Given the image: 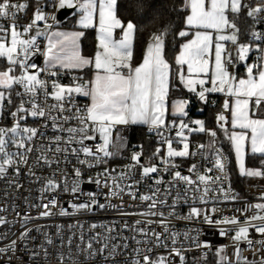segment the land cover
I'll list each match as a JSON object with an SVG mask.
<instances>
[{
  "label": "snow or ice",
  "instance_id": "1",
  "mask_svg": "<svg viewBox=\"0 0 264 264\" xmlns=\"http://www.w3.org/2000/svg\"><path fill=\"white\" fill-rule=\"evenodd\" d=\"M51 3L55 10L74 9L80 30H59L56 15L45 11L42 0H0V179L9 177L11 171L8 184L17 190L23 187L18 182L22 174L30 182L41 184L37 202L23 197L28 209L23 215L19 206L13 205L18 220L0 216V226L20 225L18 234L13 233L16 239L9 240L7 232L0 233V242L9 241L0 246V255L9 251L15 254L19 241L33 264L40 256L45 264H51L49 248L59 239V249L68 245V252H55L58 264L66 260L89 264L98 257L101 264H187L191 245L206 249L202 259L207 261L213 246L199 239L201 229L197 228L193 236L192 229L180 231L173 224L174 220H198L201 225L217 228L221 237L232 233L230 245L215 249L217 264H264V256L249 259L242 247L247 245L253 257L264 252V190L255 203L243 200L231 186L230 168V153H234L240 177L264 178V30L256 28L264 25V0H181L176 10L186 13L185 26L174 36L191 38L180 45L174 62H170L165 50L172 28L150 34L142 62L136 66L138 26L117 16L118 0ZM30 8L31 18L21 24ZM242 13L252 20L244 32L236 23ZM88 29L96 31L97 49L92 57L82 54L80 43ZM41 37L46 41L43 47ZM37 57L43 58L42 64L35 62ZM241 67L243 75H239ZM89 72L91 78L86 79ZM66 76L68 83L63 82ZM174 80L203 104L209 102V94L225 97L215 118L218 127L209 128L205 120L189 118V100H170ZM78 97L89 102L82 107ZM8 119L10 125L4 123ZM126 125H146L156 136L157 147L145 157L143 145L135 146L138 150L130 153L127 164L109 167L110 161L122 158L127 146L126 136L118 127ZM220 132L227 149L218 138ZM197 135L207 140L196 143L193 150L192 137ZM248 155L259 157L258 168L246 165ZM197 157L200 162L189 164L184 174L182 163L177 161ZM69 167L73 176L70 185ZM94 168L102 170L89 175ZM44 169L49 170L47 176L37 174ZM165 175L171 178L166 180ZM85 183L107 188L102 193L105 202H100L101 193L86 192L82 187ZM141 186L146 191L141 192ZM65 195L70 199L63 201ZM226 202H243V207L225 215L218 205ZM62 203L68 207H61ZM185 205L189 210L182 214L180 209ZM53 208L58 211L54 213ZM138 208L142 210H128ZM32 209L37 210L35 216ZM97 211L140 219L131 225L125 220L116 236L111 235L116 231L115 222L91 224L90 231L106 228L102 239L96 234L85 240L83 224L68 225L69 230L80 229L75 249L77 256L83 254L82 261L73 259L71 246L76 233L65 240L63 225L58 224L54 239L45 230L47 226H28L53 216ZM124 231L132 235H121ZM33 232L43 236L38 250L28 248L36 239ZM255 234L260 239H254ZM116 239L123 243H112ZM229 246L234 259L227 254ZM160 249L167 255L157 254Z\"/></svg>",
  "mask_w": 264,
  "mask_h": 264
},
{
  "label": "built area",
  "instance_id": "2",
  "mask_svg": "<svg viewBox=\"0 0 264 264\" xmlns=\"http://www.w3.org/2000/svg\"><path fill=\"white\" fill-rule=\"evenodd\" d=\"M45 11L49 15H52L53 13L56 15L57 22H58L56 27L61 24V22L58 19V11L59 10H55L52 7L51 0H50V4L48 7L45 5ZM31 16H32V9L30 8L28 10L27 17L24 19H21L19 22L21 24H26L28 22V19L31 18ZM49 22H51V21L49 20ZM40 26L41 27L43 26V22H41ZM256 28L259 30H264V25H256ZM39 40L41 41V46L43 47V44L46 43V41L44 40L43 37L39 38ZM42 59H43L42 57H37L35 59V62L38 64H42ZM1 66H3V61H0V67ZM68 81H69V77L66 76L63 78L64 83H68ZM208 100H209V102L207 104H203L202 102H199L197 100V98L194 96L192 98V100L190 101V105H189V109H188L189 110V118L202 119V117H204L206 115V111H207L205 108L206 107L205 105H209V106L216 105L220 101V97L217 93H213V94H209ZM78 102L83 107L85 104L88 103V99L84 98V97H78ZM201 108H203V111H200ZM4 123L10 125L12 123V121H11V119H8V120L4 121ZM118 127L123 131L124 135L126 136L127 146L123 151L122 158L110 161L109 167L127 164L129 162L127 157L130 155V153L133 150H138L137 148H135V146L143 145L145 157L150 155L155 150V148L157 147V138L154 134H150L148 132V128H145V131L147 133L148 138L151 140V142L156 144V147L154 149H150V147H148L147 145L133 141V126L132 125L118 126ZM48 134L50 135L51 132L49 131ZM195 137H197V136L192 137V149L193 150H195L196 143L206 141V139L203 140L201 138H195ZM97 142H99V141H97ZM89 143H92V142H89ZM177 162L182 163V168L180 170L182 172H184V174H187L186 170H187L188 165L193 163V162L199 163L200 161H199V157H197L195 160L189 159V160L183 161V162L178 160ZM231 162H232V158H231ZM30 163H31V161H30ZM230 168H231V164H230ZM101 170H102L101 168H94L89 172V175L95 176V174ZM68 173L69 174L67 177V182L70 185L72 183V180H73V176L71 175V167H69ZM37 174L42 175V176H47L49 174V170L48 169H44L43 171L37 170ZM213 174H215V173H213ZM10 178H12L11 171L9 172V177H7L5 179H0V208L6 209V211L0 212V216H5L8 220L13 221V220L19 219L16 216V212L13 211V205H18L19 206L18 210L20 211L21 215H23V213L25 211H28L27 206L24 203L23 197H26V196L31 197V202H33V203L37 202L36 198L39 196L38 189L41 186V184L30 182V178L22 174L19 177L18 182L20 184H22L23 187L20 188L19 190H17L15 185L9 186L8 179H10ZM170 178H171L170 175H165L166 180H168ZM58 179H59V177H58ZM231 181H232V174H231ZM231 186L235 190V192L238 193L243 198V200H247L250 203H255V202H257V197L259 196L260 192L262 190H264V178H259V177L246 178L242 190L237 189L234 186L233 181H232ZM82 187L86 192L92 191V192L101 193V195H99L100 202L101 203L105 202L104 196L102 193H106L108 191L107 188H104L103 186H101V188L98 189L94 184H87V183L83 184ZM140 191L141 192L146 191L145 187L141 186ZM69 199H70V197L67 195L62 197L63 201H67ZM81 199H83V197H81ZM77 202H79V201H77ZM118 202L119 201H115V200L113 201V203H118ZM124 203H125V205H127L129 203L127 196L124 197ZM136 203L139 204L140 203L139 200H137ZM197 206H200V205H197ZM61 207H68V205L66 203H62ZM209 207H210V205H209ZM218 207L224 211L225 215H231L232 212L230 210L235 208V207H243V202H239V203L226 202V203L219 204ZM128 210L129 211H141L142 209L138 208V209H128ZM188 210L189 209H188L187 205L183 206L180 209L182 214H187ZM52 211L55 213L58 211V209L53 208ZM69 211H71V209H69ZM31 212H32V215L35 216L37 213V210L32 209ZM136 219H140V217L139 216L121 217L118 214H116L115 212L97 211L95 213H80V214H77L74 216H65V217L53 216V217L48 218V219L32 221L29 223L28 226L34 227L37 224L45 225V226H47L45 230L48 231V233L50 235H52L54 237V239H55V233L57 231L56 225H58V224L63 225V236H64L65 240H67V238L69 236H71L73 233H76V235L73 236L74 243L71 246L72 247V253H73V259L74 260L78 259V260L82 261L84 259L83 254H80L79 256H77L76 255V249H75V244L79 243L80 229L78 227H73L71 230H69L68 225H77L78 223L83 224L85 240L88 239L89 235H96V234H100V238L102 239L104 237V235H106V228L97 227V228L92 229L90 231L89 228H90L91 224L111 225L113 222H115L116 231L112 232L111 235L116 236L117 233L120 232V228L123 226V223L125 220H127L129 225H131ZM173 224L175 225L176 229H179L180 231H184L186 228L192 229L193 230L192 231L193 236L196 235L195 230L197 228L201 229V235H200L199 239L201 241H205V240L209 241L213 246L212 251L208 252L207 261H204L202 259V253L207 251V250L206 249H196L194 245H191L192 250L188 251L186 253L187 264H194V261L196 262V264H217L218 258L215 255V249L221 245H225V244L230 245L231 244L230 236L232 235V233H230L228 237H221L218 234L217 228H212V227H209L208 225H201L198 220H193L190 222L189 221H175L174 220ZM19 230H20L19 223H16L15 225L0 226V233L7 232L8 236H9V240L16 239V235H13V233L18 234ZM156 230L160 231L161 229L156 228ZM31 235L36 237V239L31 241L28 244V248L38 250V246L41 243V241L43 240V236L37 232L31 233ZM121 235L131 236L132 233L130 231H124L123 233H121ZM253 238L254 239H260V236H259V234H255ZM8 242H9L8 240L2 241V242H0V246H4ZM112 243H123V241L116 239V240H112ZM129 243H130V246L134 247V245H131V242H129ZM59 244H60L59 239H55V244L49 248V251L51 253H53V255L50 258L51 264H58V262L55 259V252L57 250H62L65 254H67V252H68V245H65L62 249H59V247H58ZM185 246L186 247L189 246L188 242H185ZM94 247L99 248L100 245L94 244ZM242 247L245 248L243 255L247 256L249 259L259 260L261 258V256H264V252H261V253H257V255L255 257H253L251 255V249H249L247 245H242ZM232 253H233V248L231 246H229L227 249L228 256L232 257ZM105 254H107V253H105ZM157 254L167 255V252L164 249H160ZM9 257H11V264H33V260L30 258V253L24 251V246L19 241H18V248H17V251L15 252V254H13L11 251H9L6 255H0V264H8ZM232 258L234 259V257H232ZM117 259L122 260L123 257H117ZM35 264H45L43 256L36 258ZM65 264H70V262L66 260ZM89 264H101L99 257L94 262L90 261Z\"/></svg>",
  "mask_w": 264,
  "mask_h": 264
},
{
  "label": "trees",
  "instance_id": "3",
  "mask_svg": "<svg viewBox=\"0 0 264 264\" xmlns=\"http://www.w3.org/2000/svg\"><path fill=\"white\" fill-rule=\"evenodd\" d=\"M44 5L47 7L50 4V0H42ZM252 3L261 2V0H250ZM181 7V0H118L117 16L121 18L125 23L128 20H133L138 26V32L136 35L135 43V55L133 65L138 63L142 59V53L145 45L148 41L150 34L162 31L165 27H171L172 32L169 33L166 46V58L170 62H174V57L179 52L180 45L186 41L188 38H179L174 36L176 31L184 28V17L186 13L182 11H177ZM237 26L244 32L252 23L251 18L246 17L243 13L238 19H236ZM96 44V31L95 29L85 30V36L81 39L82 54L88 57H92L95 52ZM3 67V66H1ZM175 70V69H173ZM81 74V73H80ZM174 87L170 93L171 99H187L189 101L195 96L194 94L188 92L183 85L179 84L178 81L174 80ZM222 100L214 105L206 107V115L202 117L205 120L209 128L218 127L215 118L219 111V107ZM195 138H201L207 140V137H202L197 135ZM218 138L223 141V146L227 149V141L224 137L223 132L218 133ZM133 141L142 143L154 149L156 144L151 142L148 138L145 128L143 127H133ZM231 162V174L234 186L237 189L242 190L245 183L244 177L238 175V170L233 162L232 153H230ZM246 165L252 168H258L259 157H253L248 155L246 158Z\"/></svg>",
  "mask_w": 264,
  "mask_h": 264
},
{
  "label": "crops",
  "instance_id": "4",
  "mask_svg": "<svg viewBox=\"0 0 264 264\" xmlns=\"http://www.w3.org/2000/svg\"><path fill=\"white\" fill-rule=\"evenodd\" d=\"M77 19H78V14L75 12V10L66 18V20L64 21V22H62L59 26H57V28L59 29V30H67V31H73V30H80L79 28H78V25H77V23H76V21H77ZM117 34H119V30H117ZM189 38H191V36L189 37ZM186 42V41H185ZM80 43H81V41H80ZM81 49H82V46H81ZM96 49H97V40H96V44H95V51H96ZM95 53V52H94ZM178 54V53H177ZM94 56V55H93ZM140 62H142V59L138 62V63H136V64H134L133 66H136V65H138ZM185 70H186V66H185ZM82 75H83V73H81ZM239 75H243V68L241 67L240 68V70H239ZM85 78L86 79H90L91 78V73L89 72L86 76H85ZM207 87H210V85H206ZM187 90V89H186ZM188 91V90H187ZM193 94V93H192ZM218 95H219V97H220V99L222 100V102H221V104H220V107H219V111L218 112H220L221 111V107H222V104H223V100H224V96L222 95V94H220V93H217ZM89 102V101H88ZM217 112V113H218ZM217 115V114H216ZM133 127H143V128H147V126L146 125H132ZM232 156H233V162H234V164H235V166H236V169L238 170V165L236 164V162H235V155H234V153H232ZM247 158V157H246Z\"/></svg>",
  "mask_w": 264,
  "mask_h": 264
},
{
  "label": "water",
  "instance_id": "5",
  "mask_svg": "<svg viewBox=\"0 0 264 264\" xmlns=\"http://www.w3.org/2000/svg\"><path fill=\"white\" fill-rule=\"evenodd\" d=\"M74 11V9H60L58 11V19L62 23Z\"/></svg>",
  "mask_w": 264,
  "mask_h": 264
},
{
  "label": "rangeland",
  "instance_id": "6",
  "mask_svg": "<svg viewBox=\"0 0 264 264\" xmlns=\"http://www.w3.org/2000/svg\"><path fill=\"white\" fill-rule=\"evenodd\" d=\"M229 51H233V49H232L231 45H229ZM200 107H201V106H200Z\"/></svg>",
  "mask_w": 264,
  "mask_h": 264
}]
</instances>
